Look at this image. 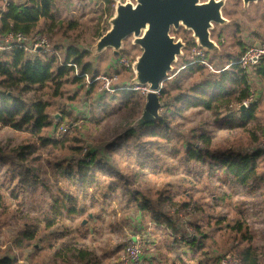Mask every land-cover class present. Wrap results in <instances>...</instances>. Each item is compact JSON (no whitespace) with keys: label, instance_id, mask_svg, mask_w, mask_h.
<instances>
[{"label":"trees","instance_id":"1","mask_svg":"<svg viewBox=\"0 0 264 264\" xmlns=\"http://www.w3.org/2000/svg\"><path fill=\"white\" fill-rule=\"evenodd\" d=\"M3 1L6 0H0ZM22 1H9L5 4V9L0 11V40L4 41L9 35H23L28 41L34 40L37 35L47 37L54 44L53 47L65 56L62 64L55 55L32 56L20 48L0 52V171L3 173L4 169H8L7 173L11 177V183L7 184V177L0 175V212L8 210L9 198L18 202V209L15 211L17 217L20 216L22 227L17 244H26V248L33 247V241L39 240L41 233L51 232L63 223L60 217L74 219L76 216L87 214L89 204H86V199L90 197V207L99 204L102 213L107 212L103 201L118 203L119 206L113 208L109 216L114 218V224L119 221L118 218L123 222L124 218L127 219L132 227L130 231L133 230L134 223L141 224L147 218L161 226V230L165 232L166 247L175 255L173 264H220L221 259L228 255L218 256L219 253H214L211 256L205 244L209 234L205 231L204 224L182 219L176 221L170 214L171 211L181 213L183 210L187 214L192 210L197 214L203 212L199 200L193 195L188 196L184 202H179L173 194H151L147 190L144 191L140 184L142 181L136 182V175L130 180L119 172L101 171L99 174L96 166L102 168L105 165V161L99 157L104 151L107 159L108 153L125 147L127 140L148 136L163 138L171 143L180 137L181 149H173L175 157L183 150L186 162L208 166L213 177L217 176V171H221L230 183L238 184L251 194L258 189L261 194L255 197L262 198L264 173H261L260 169H263L261 161L264 149L246 153L225 147L222 150H213L214 137L206 130L185 140L177 133L179 124L172 126L174 121L169 114L185 118L182 111L191 107H200L215 116H220L224 110L228 111V121H231V125H228L227 129H248V125L255 124L254 130H249L250 143L258 144L261 140L258 133L264 136V123L257 118L261 91L257 92L258 98L251 102L247 109L238 111V124L235 122L232 108L241 107L253 96V83L264 82V57L252 72L234 65L216 79L201 78L189 87L185 86V81L197 75L203 76L205 72L201 65H192V60L185 59L183 69L164 83L160 93L161 103L168 113L152 124L135 127V123L143 114L147 95L141 91L126 89L111 95L102 93L92 98L99 82H94L88 87L87 100L82 108L67 110L61 107L62 119L57 123L50 112L52 100L63 99L67 85L84 88L86 75L95 79L101 73L95 62L89 60V46L79 44L80 38L73 39L69 34L78 31L81 25L77 21L60 18L57 11L58 0ZM103 2L110 12L114 6L112 0ZM57 35L63 37L62 44L54 42ZM103 35L98 26L94 37L98 39ZM189 46L194 47L195 44L189 43ZM240 58L233 59L230 64L238 62ZM72 63L78 67V74L75 68L68 66ZM113 71L121 76L119 67L114 66ZM119 85L128 87L123 83ZM172 91H177V94L172 95ZM120 93H124L121 96L122 101L115 104L114 108L110 107L106 96L116 102ZM75 95L69 96L68 101H74ZM102 108L103 112H100ZM104 125H113L115 135L110 136L108 132L100 144H91L94 136L90 131L94 128L98 131ZM64 128L67 132L60 138L53 136ZM233 138L235 136L229 135L224 137L223 141ZM145 163L141 160L138 162L141 176L145 175ZM151 168L154 171L157 167ZM63 183L69 185V190L62 188ZM78 191L82 194L78 195ZM38 192L42 196L40 206L46 195L48 198H45V204L42 205V218L39 217L33 222L31 215L34 208L26 207L18 200L21 196L25 198ZM261 202V212L264 213V200ZM253 206L258 207V204ZM131 214L135 216H130ZM100 219L101 215L93 214L91 220ZM211 220L212 218L208 219L209 226L212 224ZM257 221H261L260 218ZM224 222L223 219L216 220L217 225ZM255 225L257 222L251 223L245 218H238L236 224L227 225L229 230L238 234V242L229 248V255L239 259L241 264H264V232L254 229ZM111 228V231H115L117 226L112 225ZM65 230V233H69V229ZM134 232L135 230L132 233ZM149 244L146 242V251ZM33 250L46 251L54 264H100L94 249L71 242L62 241L58 245L53 243L43 246L42 249L33 247ZM22 257L25 256L22 254ZM18 260L19 257L10 254L1 256L0 264H18Z\"/></svg>","mask_w":264,"mask_h":264},{"label":"rangeland","instance_id":"2","mask_svg":"<svg viewBox=\"0 0 264 264\" xmlns=\"http://www.w3.org/2000/svg\"><path fill=\"white\" fill-rule=\"evenodd\" d=\"M8 1L21 3L22 0ZM126 1L128 0H123V3ZM202 1L207 2L208 0ZM6 3V1L0 2V11L5 9ZM57 8L61 19L77 21L80 23V29L76 32H70L69 34L73 36V39L79 37V44L89 46L91 52L89 60L95 62L96 67L100 70V75L111 76L112 74H115L113 67L117 66L122 72L117 84L123 83L129 86L134 78L132 66L137 57L141 54V49L132 44L133 37L128 38L125 41L124 50L121 52L118 59L114 57L113 51L110 49L100 57H95L93 52V47L99 39L94 37V32L98 26L100 28V33L102 34H106L110 29V19L113 16L115 5L112 7V10L108 12V6L103 0H58ZM223 15L227 19V23L224 26L216 25L215 30L212 33V38L219 45L220 52H205L207 61L212 65L213 71L210 68L199 64L204 68L205 73L203 76L197 75L195 78L185 81L184 84L186 87H189L194 81L201 78H218L224 71L231 69L228 68L230 63L233 59L241 57L246 49L256 44L264 45V2L251 3L249 6H245L243 1L226 0ZM172 34L177 39H182L187 47L184 50L185 57L181 58L178 63L175 64V69L174 72L171 73L170 79L174 78L179 73V70L183 69L182 65L185 59L192 60L191 52L194 47H190L189 43L195 44L191 33L184 29ZM37 36L36 38H38ZM44 38L50 45H52V47L54 46L47 37ZM62 38V36L57 35L54 42L60 44L63 41ZM45 50L46 48L41 50L42 53H32V56H36L37 54H51L44 52ZM63 56H65V54L61 55L59 58L62 64L64 60ZM86 82L87 80L85 78L84 88H79L76 85L71 84L67 85L65 87L66 93L64 98L52 100L53 106L51 107L50 112L55 122L59 123L62 119L60 114L62 112L60 109L61 107H65L67 110L70 108L73 110L74 107L82 108L85 100H87L86 91L88 90V85ZM99 83V88L97 87L92 98H96L99 94L104 93V84L102 82ZM231 86L233 87V85ZM128 88H130V86ZM253 91V96H251L246 102L250 104L251 102L256 101V98H258L257 92L261 91V96L258 98L260 104L257 110V118L258 121L264 123V82L253 83ZM141 92L146 95L144 91ZM123 94L124 93L118 94L120 97L116 102L106 96V100L109 101L110 107L112 106V108H114L115 104L121 102V96H123ZM176 94L177 91H172V95L175 96ZM73 95L76 96L75 100L72 102L68 101L67 98ZM103 109L104 108L100 109V112H103ZM185 109V111H182L185 118L180 115L169 114V117L174 121L172 126L176 127V124H179L177 125V133L180 134L181 137L183 136L185 140L191 139L193 135L202 130H206L214 137L213 150H222L223 147H225L236 150L237 152L242 151L243 153H246L248 151L253 152L257 149H264V136H262V134L258 133L261 138L258 144L251 145L250 143L251 136L249 135L251 134L249 133V130H254L253 125L255 124L248 125V129L234 128L232 131H229L227 128L228 125H231V121H228L230 119V112L224 110L220 116H215L212 112L200 109V107ZM232 111L235 114V122L238 124V107H233ZM167 113V109L163 107L161 116L163 114L166 115ZM141 126L142 125H137V122L135 123L136 128ZM64 129L54 133L53 136L60 138L65 134ZM114 131L115 128L113 125L101 126L98 131H96L95 128L92 129L90 133L93 134L94 140L91 144H100L101 140L106 137V133L110 132L111 136L112 134L115 135ZM49 132H51V130ZM229 135L235 136V138H233V140L223 141V138ZM179 140L180 137L172 140L171 143H168V141L163 138L157 139L148 136H141L140 139L133 138L127 140L126 143H124L125 147H122L117 152L108 153L107 159L105 158L106 151H104L99 157L102 158V161H105V165L102 168L96 166V169L99 174L101 171L113 173L119 172L126 178H130V180L136 175V182L140 183V181H142L140 184L144 191L147 190V192L149 191L151 194H156L158 192H163L166 195L173 194L179 199V202H184V200H187L186 198L188 196L193 195L199 200L203 212L197 214L192 210L187 214V212L183 210L181 213L171 211L170 214H172L176 221L182 219L187 222L204 224V229L209 234L208 241H206L205 244L211 256L214 253H219L217 254L218 256L229 255V248L238 242V234L229 230L227 225L230 223L236 224L238 222V208L240 207L248 210V215H250L252 221L254 220V216H256L254 222H257L259 218L260 220H263L264 213L261 212V206L263 205L261 201L264 200V196L259 199V197H255L261 194V191L258 189L254 191V194H251L238 184L230 183L221 171H217V176L213 177V175H210L209 173L208 166L197 165L194 162H186L183 150L182 153L180 152L177 157H175L173 149H181ZM140 160L146 162L145 165L147 167L144 168V176L139 175L140 166L138 165V162ZM263 160L264 157L261 161V168L263 166V169H260L261 173H264ZM155 164L158 166H155ZM151 167H157L154 170L157 173L154 172ZM7 170L8 169H4L3 173L0 171V175L6 176L8 181L7 184H9L11 183V177L7 173ZM155 173L156 175H154ZM62 188L69 190V185L63 183ZM41 191L42 189L39 190V192ZM53 191H55V189ZM39 192L35 193L33 196L27 195L25 198L21 196L18 200L19 202L24 203L26 207L34 208L31 215L33 222L41 217L42 205L45 204V198H48V195H46L40 206L39 203L42 201V196H40ZM73 193L76 194V190L73 189ZM77 194L80 195L82 192L78 191ZM7 201L9 206L8 210L0 212V257L12 254L14 257H19V260L17 261L18 264H54L48 258L49 255L46 251L41 250L40 252H35L33 247L42 249L43 246H49L53 243L58 245L62 241L94 249L98 255L100 264H121L122 256L126 252V244L132 235V232L141 224L150 226L154 225V223L147 218L144 223H134L133 230L130 231L131 225L130 222L128 223L127 219L124 218L125 222H123L118 218L119 221L117 220V223L114 224V218L109 216V212L113 208L119 206L118 203L115 204L113 201L107 203L106 200L103 201V203L106 204L105 210H107V212L102 213L99 204H96V207H90L91 200L90 197H88L86 199V204H89L87 214L76 216L74 219H68L64 216L60 217V219L63 220L61 225H58V227L51 232L45 231L43 234L41 233V236L39 237L40 239L33 241V247L26 248V244H23L22 246L17 244L18 235L22 227L20 216L18 215L17 217L15 211L18 209L16 206L18 202L11 198ZM256 204H258V207L253 206ZM93 214L101 215V219L98 221L91 220ZM130 216L135 215L131 214ZM209 218H212L211 226L208 225ZM215 219H223L225 222L217 225ZM112 225L117 226L115 231H111ZM186 226L189 228L188 224H186ZM66 228L67 230L69 229V233H65L67 232L65 230ZM151 229L155 230L153 228ZM254 229L264 232V226L255 225ZM64 234L65 236H63ZM156 240H159L160 244H163L164 247L158 252V254H163L164 257L169 259L168 261L173 264V258L175 255L170 253L169 249L166 247L164 242L165 235H160ZM151 247L152 246L150 245V249ZM188 249H190V247ZM149 252L148 247L146 254ZM22 254L25 257H22Z\"/></svg>","mask_w":264,"mask_h":264},{"label":"water","instance_id":"3","mask_svg":"<svg viewBox=\"0 0 264 264\" xmlns=\"http://www.w3.org/2000/svg\"><path fill=\"white\" fill-rule=\"evenodd\" d=\"M245 6L264 0H241ZM115 5L110 29L93 47L95 57L112 50L116 59L124 50L125 41L141 49L132 66L134 78L130 87L148 88L147 101L137 125L155 123L161 118L163 105L160 93L170 79L174 66L185 57L187 45L173 32L184 29L192 34L195 45L206 53H219L220 47L212 38L216 25L224 26L226 0H112ZM261 48L260 44H256ZM242 105L238 109H247Z\"/></svg>","mask_w":264,"mask_h":264},{"label":"built area","instance_id":"4","mask_svg":"<svg viewBox=\"0 0 264 264\" xmlns=\"http://www.w3.org/2000/svg\"><path fill=\"white\" fill-rule=\"evenodd\" d=\"M6 2H9L6 0ZM38 38L31 39L28 41L26 37L23 35L13 36L9 35L4 39V41L0 40V52L9 51L13 48H20L27 52L29 55L32 53L41 52V50L45 49L44 52L51 53L52 55L61 57V54L54 48L52 45L48 43L45 38L37 36ZM36 39V40H35ZM42 53V52H41ZM192 54V62L191 64H201L207 68H210L213 71L212 65L207 61L206 53L203 49L194 46V49L191 52ZM264 57V45H261V48H258L257 45L249 47L245 53L241 56L238 62L232 63L228 66L231 68L234 65H239L242 69L252 72L254 68L260 64L261 59ZM68 66L75 68L76 73L78 74V67L76 64H68ZM227 68V69H228ZM87 80L88 87L92 85L94 82H102L104 84L103 91L104 93L113 94L118 90H126L132 89L137 91H144L146 95L149 92L148 88H137V87H123L122 85L117 84L119 81L118 74H112L111 76L98 75L95 79H91L88 75L85 76ZM247 107L249 104L244 103ZM67 132V129H64V133ZM141 225L136 229L132 236H130L127 245L126 252L122 256L121 264H147L146 258V242L152 243V236L147 234V232L142 231ZM192 230H190V233ZM220 264H241L239 259L234 256L228 255L221 259Z\"/></svg>","mask_w":264,"mask_h":264},{"label":"crops","instance_id":"5","mask_svg":"<svg viewBox=\"0 0 264 264\" xmlns=\"http://www.w3.org/2000/svg\"><path fill=\"white\" fill-rule=\"evenodd\" d=\"M248 211L246 208L240 207L238 208V218H245L249 219L252 223V220L250 219V215H248ZM254 218V217H253ZM264 220V219H263ZM255 221V218L253 222ZM144 223V222H143ZM257 226H264V221H257ZM141 229L144 232H147V234H150L152 236V243L148 245L149 247V253L146 254L147 258V264H171L166 257H164L163 254H158V252L164 248L163 244H160L159 240H156V238H159L160 235L163 236L165 232L161 230V226L154 224L153 226L150 225H142L141 224ZM151 228L155 229L152 230ZM137 231V230H135ZM150 245L152 246L150 249Z\"/></svg>","mask_w":264,"mask_h":264},{"label":"flooded vegetation","instance_id":"6","mask_svg":"<svg viewBox=\"0 0 264 264\" xmlns=\"http://www.w3.org/2000/svg\"><path fill=\"white\" fill-rule=\"evenodd\" d=\"M239 1H241V0H239ZM201 2H204V1L201 0ZM223 9H224V8H223ZM223 16H224V15H223ZM224 18H225V17H224ZM225 19H226V18H225ZM226 20H227V19H226ZM173 33H176V32H173ZM191 35H192V34H191Z\"/></svg>","mask_w":264,"mask_h":264}]
</instances>
